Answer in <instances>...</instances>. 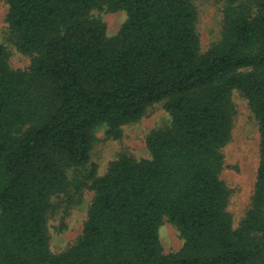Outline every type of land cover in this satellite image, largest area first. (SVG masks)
<instances>
[{
  "label": "trees",
  "instance_id": "obj_1",
  "mask_svg": "<svg viewBox=\"0 0 264 264\" xmlns=\"http://www.w3.org/2000/svg\"><path fill=\"white\" fill-rule=\"evenodd\" d=\"M17 49L0 43V264H264V0H224L221 38L201 49L193 0H4ZM127 12L117 34L93 10ZM258 121L260 161L238 227L221 174L233 91ZM163 103L149 158L123 154L98 175L96 132ZM94 191L79 238L55 254L48 219ZM184 243L165 253L160 226Z\"/></svg>",
  "mask_w": 264,
  "mask_h": 264
},
{
  "label": "rangeland",
  "instance_id": "obj_2",
  "mask_svg": "<svg viewBox=\"0 0 264 264\" xmlns=\"http://www.w3.org/2000/svg\"><path fill=\"white\" fill-rule=\"evenodd\" d=\"M198 9L197 28L202 51H206L221 38L223 27L224 0H193ZM8 5L0 0V43L8 50L10 66L16 70H24L31 64V57L20 52L11 36L7 22ZM91 15L106 23L107 34L118 33L127 20L125 10L108 11L93 10ZM235 106L232 137L222 152L225 167L222 178L231 190L228 210L233 217L234 227H238L249 209L255 190L257 169L260 161V131L258 121L252 112L247 98L235 89L233 91ZM170 115L164 104L152 105L138 121L122 126L119 137L108 136L107 127L102 126L96 132V140L91 151V161L98 166V175H104L112 160L123 154L137 159L149 158L147 137L151 131L164 128L170 124ZM94 191L86 188L81 198L68 210L60 201V205L50 214L48 219L49 246L53 253L60 254L67 250L82 233ZM160 239L165 253L179 251L183 239L177 228L165 220L160 226Z\"/></svg>",
  "mask_w": 264,
  "mask_h": 264
}]
</instances>
